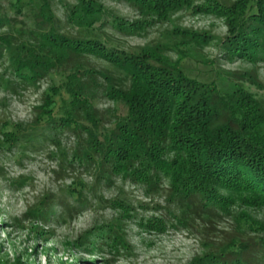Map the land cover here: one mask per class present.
Wrapping results in <instances>:
<instances>
[{"label":"rangeland","instance_id":"rangeland-1","mask_svg":"<svg viewBox=\"0 0 264 264\" xmlns=\"http://www.w3.org/2000/svg\"><path fill=\"white\" fill-rule=\"evenodd\" d=\"M13 1L0 0V5L9 7ZM95 1L122 19V28L109 23L100 27V34L118 48L137 55L151 67L184 66L194 72L213 67L219 85L241 81L258 95L264 108V63L220 58L218 44L226 37L228 24L224 16L210 9V0H194L197 7H181L166 17L145 16L125 0ZM47 2L59 33L80 34L81 28L65 10L75 0ZM213 2L222 9L232 7L233 12L243 0ZM45 3L29 0L23 7L35 13L38 31L51 26L41 14ZM16 40L40 49L35 35H21ZM47 56L53 61V72L62 77L71 68L75 72L85 93L93 99V122L110 127L116 117L126 113V107L112 98L114 90L127 88L124 74L93 55L82 54L79 60L60 59L52 52ZM7 67L8 62L0 60V73ZM52 82L45 76L35 86L14 93L0 88V127L5 122L30 125ZM105 85L115 88L106 92ZM91 122L84 119L85 128L80 132ZM78 142L74 132L64 131L58 136V145L39 142L24 155H15V149H0L1 264H12L16 259L22 264H188L194 257L241 239L250 248L247 258L253 264H264V257L251 239L259 232L254 227L264 229V205L250 204L226 192V199L212 206L202 205L197 196L179 202L176 190L165 178L154 184L136 183L118 175L109 181L95 179L90 165L74 156ZM72 193H79L81 200ZM52 204L53 214L40 220L38 211ZM245 220L256 225L242 227ZM111 228L121 235H113ZM110 238L116 241L110 244Z\"/></svg>","mask_w":264,"mask_h":264},{"label":"trees","instance_id":"trees-1","mask_svg":"<svg viewBox=\"0 0 264 264\" xmlns=\"http://www.w3.org/2000/svg\"><path fill=\"white\" fill-rule=\"evenodd\" d=\"M28 1L0 5V60L8 62V70L0 73V88L14 93L35 86L45 76L53 82L30 125L5 122L0 127V149H15V155H24L39 142L58 145L60 134L74 132L79 139L74 156L90 165L95 179L109 181L118 175L136 183L154 184L165 178L176 190L179 202L197 196L202 205L212 206L223 202L226 192L250 204L264 205V108L250 86L241 81L219 85L213 67L194 72L184 66H149L100 34L105 23L122 28V19L95 0H75L66 7L68 18L81 28L80 34L73 36L57 31L47 0L41 14L51 26L38 31L35 13L23 8ZM125 1L141 14L155 17H166L181 7H197L194 0ZM210 4L228 24L227 35L218 44L220 58L264 63V0H243L233 12L232 7L222 9L213 0ZM25 34L35 35L40 49L16 40ZM48 52L65 60L93 55L124 74L127 88H117L112 98L126 107V113L116 117L110 127L93 122V99L72 68L65 77L53 72ZM104 78L110 81L107 75ZM113 88L104 87L106 92ZM84 119L92 122L80 132L85 128ZM74 195L81 200L79 193ZM53 206L38 211L40 220L53 214ZM250 223L256 225L245 220L242 227L252 228ZM254 228L259 232L251 239L264 257V229L259 225ZM111 230L113 235H121L117 229ZM115 241L109 239L110 244ZM91 246L95 250V244ZM249 250L241 239L194 257L188 264H253L246 255ZM12 264L22 263L16 259Z\"/></svg>","mask_w":264,"mask_h":264}]
</instances>
